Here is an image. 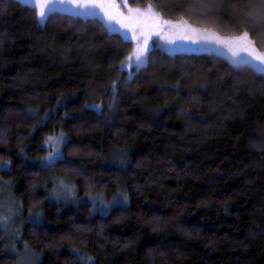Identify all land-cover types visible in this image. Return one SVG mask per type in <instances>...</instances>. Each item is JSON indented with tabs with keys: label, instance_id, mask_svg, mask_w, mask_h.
<instances>
[{
	"label": "trees",
	"instance_id": "16d2710c",
	"mask_svg": "<svg viewBox=\"0 0 264 264\" xmlns=\"http://www.w3.org/2000/svg\"><path fill=\"white\" fill-rule=\"evenodd\" d=\"M126 2L264 51V0ZM132 50L96 17L0 0V195L38 216L19 242L38 264H264V72L152 48L128 78Z\"/></svg>",
	"mask_w": 264,
	"mask_h": 264
},
{
	"label": "rangeland",
	"instance_id": "374dc122",
	"mask_svg": "<svg viewBox=\"0 0 264 264\" xmlns=\"http://www.w3.org/2000/svg\"><path fill=\"white\" fill-rule=\"evenodd\" d=\"M19 1L31 5L29 0H19ZM114 2L116 4L121 5L120 11H123L125 13L127 12V8L124 7L125 0H114ZM127 6L132 7L128 4ZM132 8H137V7H132ZM55 11L70 13L84 18L96 17L100 19L108 28V22L104 17L103 13L99 9H77L73 7V5L71 4L56 3L54 5L53 11L51 12H55ZM45 19L44 20L39 19V22L43 24L45 22ZM112 28L115 29V31L112 32H117L122 37L125 38L126 31L124 29H121L118 24L113 23ZM198 30L203 32L206 29H198ZM184 34L185 33H181L177 31L174 33L165 32L161 35H155V34L151 35L148 40V50L145 56L143 57L144 62L142 65L146 63L147 54L149 50L152 48H159L169 54H173L176 52L214 53L226 57L235 65L243 64L241 62V58L245 56L244 53H241L240 57H233L231 53L227 51L226 48L221 47L215 43H209L206 40L200 38L199 33L194 34L186 30V34L192 36L191 39L181 38L182 35ZM127 36L129 37L128 40H130L133 43V49H134L136 46V41L130 39L131 36L130 32L127 33ZM220 37L227 38L223 36ZM132 66H137V64L133 63L131 66H128L127 64L121 66L122 69H126L128 71V75H127L128 78L131 77V75L133 74ZM63 141L64 138L62 139V137L59 136V137H53V139H50L48 143L45 144L47 149L50 148V151L42 158L41 160L42 165L51 163L57 160L61 156V146ZM53 185H54L53 187L54 189L53 192L51 191V194L55 195L57 198H61L67 201L74 200L76 198L75 190L72 185L71 186L68 185L63 180L61 181L56 180V183H53ZM89 202L95 205L103 204L102 203L103 201L100 198L89 199ZM113 205L114 203L110 204L108 208L112 207ZM23 211L24 210L22 206H20V203L17 200H14L9 190L4 185L0 195V229L5 233L8 239L7 252L14 257L13 264H38V262L41 259L40 254L32 250L25 243L19 242V236H20L19 231L21 224L27 221H35L38 218V216L35 217L32 214H24Z\"/></svg>",
	"mask_w": 264,
	"mask_h": 264
},
{
	"label": "snow or ice",
	"instance_id": "6c2138e0",
	"mask_svg": "<svg viewBox=\"0 0 264 264\" xmlns=\"http://www.w3.org/2000/svg\"><path fill=\"white\" fill-rule=\"evenodd\" d=\"M29 2L40 20H44L53 11L56 3L71 4L77 9H99L108 22V30L115 31L112 24H118L121 29L126 31V39L129 38L127 33L130 32V39L136 41L135 48L121 62L122 65L131 66L136 63L137 66H140L143 64V57L148 50V40L151 35L179 31L185 33L181 38L191 39L192 36L186 34L187 30L194 34L199 33L200 38L209 43L226 48L233 57H240L241 53H244L245 56L241 58L242 63L251 64L257 71L264 72V51L256 47L247 30H242L238 35L222 38L211 30L201 32L183 18L176 21L164 19L151 4L146 5L143 9L128 7L126 0L124 5L127 8L126 13L120 11L121 5L116 4L114 0H29ZM50 139L53 138L50 137Z\"/></svg>",
	"mask_w": 264,
	"mask_h": 264
}]
</instances>
